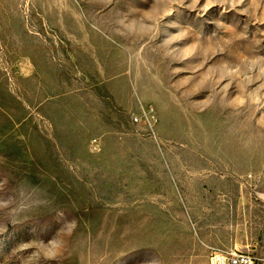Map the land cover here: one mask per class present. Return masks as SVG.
Instances as JSON below:
<instances>
[{
  "label": "rangeland",
  "instance_id": "374dc122",
  "mask_svg": "<svg viewBox=\"0 0 264 264\" xmlns=\"http://www.w3.org/2000/svg\"><path fill=\"white\" fill-rule=\"evenodd\" d=\"M264 264V0H0V264Z\"/></svg>",
  "mask_w": 264,
  "mask_h": 264
},
{
  "label": "built area",
  "instance_id": "2783aa9c",
  "mask_svg": "<svg viewBox=\"0 0 264 264\" xmlns=\"http://www.w3.org/2000/svg\"><path fill=\"white\" fill-rule=\"evenodd\" d=\"M208 264H258V258L249 249L211 248Z\"/></svg>",
  "mask_w": 264,
  "mask_h": 264
}]
</instances>
